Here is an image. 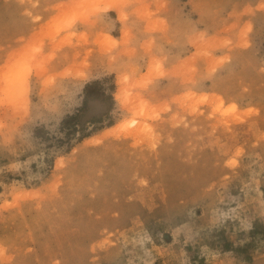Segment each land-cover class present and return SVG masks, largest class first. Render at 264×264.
<instances>
[{"label": "rangeland", "instance_id": "obj_1", "mask_svg": "<svg viewBox=\"0 0 264 264\" xmlns=\"http://www.w3.org/2000/svg\"><path fill=\"white\" fill-rule=\"evenodd\" d=\"M0 264H264V0H0Z\"/></svg>", "mask_w": 264, "mask_h": 264}]
</instances>
